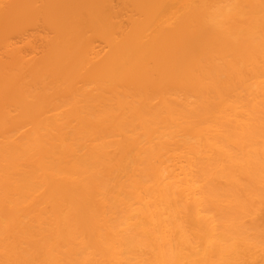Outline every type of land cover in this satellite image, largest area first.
Masks as SVG:
<instances>
[{"label": "bare ground", "instance_id": "1", "mask_svg": "<svg viewBox=\"0 0 264 264\" xmlns=\"http://www.w3.org/2000/svg\"><path fill=\"white\" fill-rule=\"evenodd\" d=\"M128 246L264 264V0H0V264Z\"/></svg>", "mask_w": 264, "mask_h": 264}, {"label": "rangeland", "instance_id": "2", "mask_svg": "<svg viewBox=\"0 0 264 264\" xmlns=\"http://www.w3.org/2000/svg\"><path fill=\"white\" fill-rule=\"evenodd\" d=\"M219 7L224 10L223 14L225 15V17H223V19H225L228 15H235L237 17L243 16L241 14V11H239V9L235 5H233V3L228 4V2H221ZM254 19L255 18H252V23L250 24V26H248V29H254ZM135 254L137 255V257L136 255H134L132 247L130 248V246H128V249H126L125 251V257L129 260L130 264H147L150 254L146 247L143 246L138 248Z\"/></svg>", "mask_w": 264, "mask_h": 264}]
</instances>
